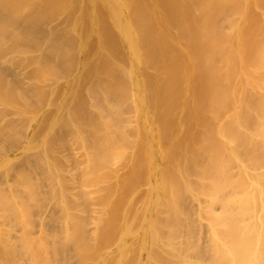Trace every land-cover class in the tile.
<instances>
[{
	"label": "bare ground",
	"instance_id": "bare-ground-1",
	"mask_svg": "<svg viewBox=\"0 0 264 264\" xmlns=\"http://www.w3.org/2000/svg\"><path fill=\"white\" fill-rule=\"evenodd\" d=\"M0 264H264V0H0Z\"/></svg>",
	"mask_w": 264,
	"mask_h": 264
},
{
	"label": "rangeland",
	"instance_id": "rangeland-1",
	"mask_svg": "<svg viewBox=\"0 0 264 264\" xmlns=\"http://www.w3.org/2000/svg\"><path fill=\"white\" fill-rule=\"evenodd\" d=\"M28 23H29V22H28ZM35 23H36V22H34L33 24L30 23V24H28V26L26 25L27 28H30V29H31V30H30L31 32L27 31V32H29L30 36H32V34H33L34 32H38L39 34L41 33V34H40L41 36H40L39 38H43V37H45V36H49L50 31H49L48 28H47V29H48L47 31L43 32L44 29L46 30L45 27H48V26H45V25H46V22H42V21H41L40 23L37 22L38 24L36 23V27H35ZM44 23H45V25H44ZM47 25H48V23H47ZM26 26H25V27H26ZM38 26L40 27L41 30L39 29ZM31 27H32V28H31ZM42 27H43V28H42ZM33 28H34V29H33ZM37 28H38V30H37ZM35 29H36L37 31H36ZM28 30H29V29H28ZM32 30H33L34 32H32ZM41 31H42V32H41ZM31 33H32V34H31ZM61 33H62V32H61ZM65 33H66V32H65ZM35 34H36V33H34V35H33L32 37H35ZM42 34H43V35H42ZM44 34H45V35H44ZM46 34H47V35H46ZM66 34H67V33H66ZM57 35H58V34H57ZM60 35H61V34H60ZM60 35H59V36H60ZM63 35H64V34H63ZM38 36H39V35H38ZM38 36L36 35L35 38H37ZM65 36H66V35H64V37H65ZM67 36H68V35H67ZM60 38H62V37H60ZM65 38H66V37H65ZM68 38H69V39H68ZM68 38H67L66 40H68V41L70 40V41H71V38H70L69 36H68ZM110 39H112V37H111ZM110 39H108V42L110 41ZM63 40H65V39H63ZM110 42H112V41H110ZM94 44H95V43H94ZM94 44H93V42H92L91 45L94 47ZM121 54H122V55H121ZM117 55L120 56V57H122V56H123V52H118ZM59 87H60V86H59ZM42 127H44V125H42ZM42 127H40V129H41ZM42 129H43V128H42ZM6 149H8V148H6ZM6 149H5V150H6Z\"/></svg>",
	"mask_w": 264,
	"mask_h": 264
}]
</instances>
